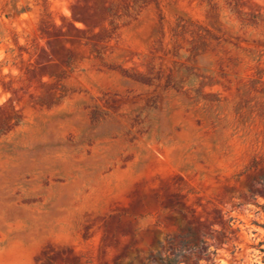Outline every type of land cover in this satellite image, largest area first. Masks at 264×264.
<instances>
[{"label":"rangeland","instance_id":"1","mask_svg":"<svg viewBox=\"0 0 264 264\" xmlns=\"http://www.w3.org/2000/svg\"><path fill=\"white\" fill-rule=\"evenodd\" d=\"M264 264V0H0V264Z\"/></svg>","mask_w":264,"mask_h":264},{"label":"trees","instance_id":"2","mask_svg":"<svg viewBox=\"0 0 264 264\" xmlns=\"http://www.w3.org/2000/svg\"><path fill=\"white\" fill-rule=\"evenodd\" d=\"M169 264H173V260H170Z\"/></svg>","mask_w":264,"mask_h":264}]
</instances>
